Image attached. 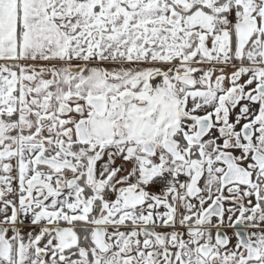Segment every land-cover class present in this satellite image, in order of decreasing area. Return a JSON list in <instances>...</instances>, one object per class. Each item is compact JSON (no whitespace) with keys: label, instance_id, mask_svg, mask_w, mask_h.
<instances>
[{"label":"snow or ice","instance_id":"1","mask_svg":"<svg viewBox=\"0 0 264 264\" xmlns=\"http://www.w3.org/2000/svg\"><path fill=\"white\" fill-rule=\"evenodd\" d=\"M0 264H264V0H0Z\"/></svg>","mask_w":264,"mask_h":264}]
</instances>
